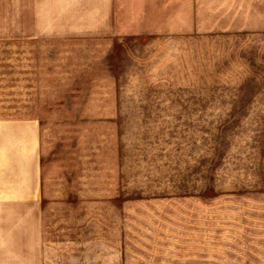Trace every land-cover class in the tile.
Here are the masks:
<instances>
[{"label":"rangeland","instance_id":"obj_1","mask_svg":"<svg viewBox=\"0 0 264 264\" xmlns=\"http://www.w3.org/2000/svg\"><path fill=\"white\" fill-rule=\"evenodd\" d=\"M114 7L116 34L32 38L3 0L0 117L39 122L40 264H264V0ZM10 230L0 210V264Z\"/></svg>","mask_w":264,"mask_h":264},{"label":"crops","instance_id":"obj_2","mask_svg":"<svg viewBox=\"0 0 264 264\" xmlns=\"http://www.w3.org/2000/svg\"><path fill=\"white\" fill-rule=\"evenodd\" d=\"M6 3L8 8L17 9L16 18L30 19L26 34L32 38L117 33L107 31L113 27L117 0H6ZM2 7L0 0V19ZM39 197V122L35 118L0 117V210L3 229H11L3 235V264H40Z\"/></svg>","mask_w":264,"mask_h":264}]
</instances>
